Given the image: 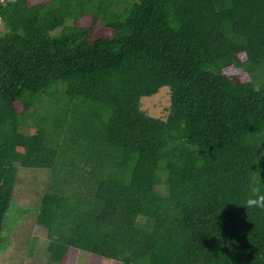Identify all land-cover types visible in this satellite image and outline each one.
I'll use <instances>...</instances> for the list:
<instances>
[{
    "label": "trees",
    "instance_id": "trees-1",
    "mask_svg": "<svg viewBox=\"0 0 264 264\" xmlns=\"http://www.w3.org/2000/svg\"><path fill=\"white\" fill-rule=\"evenodd\" d=\"M19 167L47 264H264V0H0V248Z\"/></svg>",
    "mask_w": 264,
    "mask_h": 264
},
{
    "label": "rangeland",
    "instance_id": "rangeland-1",
    "mask_svg": "<svg viewBox=\"0 0 264 264\" xmlns=\"http://www.w3.org/2000/svg\"><path fill=\"white\" fill-rule=\"evenodd\" d=\"M170 93L167 87L140 100V110L147 116L165 119L169 113ZM33 111V110H32ZM30 123L29 120H26ZM21 132L26 135L36 133L34 128L22 125ZM51 172L44 169L19 167L14 189L13 202L5 218L2 231L4 240L0 248V264H47L48 241L46 230L37 225L38 208L51 183ZM162 195L167 189L157 187ZM77 264H122L121 262L100 258L87 252H80Z\"/></svg>",
    "mask_w": 264,
    "mask_h": 264
},
{
    "label": "clouds",
    "instance_id": "clouds-1",
    "mask_svg": "<svg viewBox=\"0 0 264 264\" xmlns=\"http://www.w3.org/2000/svg\"><path fill=\"white\" fill-rule=\"evenodd\" d=\"M262 172H264V169L260 168H257L255 171H249L250 183L248 195L243 203L244 209L264 211V180L261 178Z\"/></svg>",
    "mask_w": 264,
    "mask_h": 264
}]
</instances>
